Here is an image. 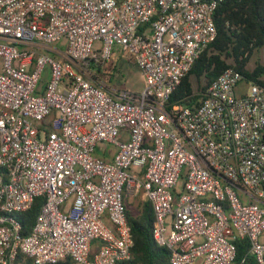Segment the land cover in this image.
Wrapping results in <instances>:
<instances>
[{
	"label": "built area",
	"instance_id": "2783aa9c",
	"mask_svg": "<svg viewBox=\"0 0 264 264\" xmlns=\"http://www.w3.org/2000/svg\"><path fill=\"white\" fill-rule=\"evenodd\" d=\"M222 1L0 0V264L125 261L135 199L150 203L170 264H233L240 239L264 264V87L237 95L242 76L227 68L197 105L169 103ZM62 40L65 53L49 47ZM114 45L139 92L88 78ZM37 198L23 236L15 216Z\"/></svg>",
	"mask_w": 264,
	"mask_h": 264
},
{
	"label": "trees",
	"instance_id": "16d2710c",
	"mask_svg": "<svg viewBox=\"0 0 264 264\" xmlns=\"http://www.w3.org/2000/svg\"><path fill=\"white\" fill-rule=\"evenodd\" d=\"M213 22L216 29L215 38L181 80L169 103L182 101L187 105H197L207 87L227 68H233L241 74L240 82L264 87V66L256 63L254 68H248L254 52L264 47V0H224L217 6ZM50 55L55 57L54 53ZM104 63L91 65L88 70L92 71L93 78L90 81L97 86L94 81L99 78H106L108 83H113L116 76L121 75L118 67H106ZM191 78L198 83L196 93ZM42 202V198H37L29 210L16 214L23 236L30 232ZM126 216L132 247L129 259L118 264H170L169 251L158 246L153 238L154 215L150 203L142 202L137 216H133L129 211ZM235 246L236 257L233 264H255L254 258L247 253L249 244L246 239L237 240ZM16 264H32V261L18 254ZM57 264L73 263L65 260Z\"/></svg>",
	"mask_w": 264,
	"mask_h": 264
},
{
	"label": "rangeland",
	"instance_id": "374dc122",
	"mask_svg": "<svg viewBox=\"0 0 264 264\" xmlns=\"http://www.w3.org/2000/svg\"><path fill=\"white\" fill-rule=\"evenodd\" d=\"M54 50H57L59 52L65 53L66 52V43L64 40L59 41L55 44L49 45ZM48 53V52H47ZM49 53H52L51 51ZM256 63H259L264 66V47L255 51L254 54L252 55L249 63H248V68L252 69L256 65ZM104 66L108 67L109 65L111 66H116L119 68L120 74L116 76L115 80L113 83H108L106 78H99V80H95L100 87L110 90L112 88H126L134 92H139L142 87H143V81H142V76L136 65L134 64L133 60L126 56L125 54H122L121 49L114 45L112 47V55L110 59L108 60L107 63L103 64ZM88 78L91 79L92 77V71L87 74ZM50 79V68L49 66H46L44 68V71L42 73L40 82L38 84V89H43L46 85V83ZM192 85L194 92H197L198 89V83L194 78H191ZM248 86L249 84L246 82H240L236 88V94L237 95H242L248 93ZM108 148V145H105L104 148ZM114 146L111 145L109 146V149L113 151ZM183 185V181H179L177 190L181 191ZM141 201L138 199L132 200L130 204L128 205V211L133 215L137 216L140 213V205Z\"/></svg>",
	"mask_w": 264,
	"mask_h": 264
},
{
	"label": "crops",
	"instance_id": "0c3cea01",
	"mask_svg": "<svg viewBox=\"0 0 264 264\" xmlns=\"http://www.w3.org/2000/svg\"><path fill=\"white\" fill-rule=\"evenodd\" d=\"M49 51H51L52 52V49L50 48V50Z\"/></svg>",
	"mask_w": 264,
	"mask_h": 264
}]
</instances>
